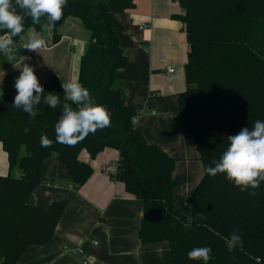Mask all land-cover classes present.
<instances>
[{"label":"trees","instance_id":"1","mask_svg":"<svg viewBox=\"0 0 264 264\" xmlns=\"http://www.w3.org/2000/svg\"><path fill=\"white\" fill-rule=\"evenodd\" d=\"M179 1L184 12L172 16L184 22L190 50L186 88L178 94L176 111L183 131L193 136L204 165L202 179L186 198L193 208L191 228L184 227L189 215L175 204L176 159L146 139L133 120L141 110L122 101L123 83L117 72L128 66L129 54L121 45L113 13L134 7L135 1L68 0L61 20L53 27L51 43L61 40L57 28L69 16L80 18L90 31L79 82L96 103L107 107L111 127L69 147L55 141L61 106L53 109L42 101L39 114L29 123V115L12 106L14 95H0V141L8 153L10 170H20L18 176L0 174V264H19L30 245H43L54 237L64 201L54 200L48 206L28 202L42 181L45 159L57 151L72 177V186L79 189L94 172L80 153L87 149L95 157L106 147L120 151L113 177L144 203L139 236L146 243L169 241L172 264H204L187 256L193 248L203 246L212 249L208 264H264V183L250 196L229 182L226 174L213 177L205 172L227 149V136L244 127L251 129L257 120L264 121V0ZM46 22L47 17L40 24L26 18L21 35L30 27L42 32ZM11 39L17 49L20 36ZM39 82L45 95L54 92L63 104V81L58 75ZM44 134L53 141L52 147H41ZM198 212L206 219L197 216ZM236 230L243 239V251L229 253L223 238Z\"/></svg>","mask_w":264,"mask_h":264},{"label":"crops","instance_id":"2","mask_svg":"<svg viewBox=\"0 0 264 264\" xmlns=\"http://www.w3.org/2000/svg\"><path fill=\"white\" fill-rule=\"evenodd\" d=\"M134 1V7L113 13L121 45L129 54L128 66L117 72V79L123 83L122 101L141 110L135 125L146 139L160 145L176 159L173 176L181 185L174 189L175 204L185 212L188 208L186 198L202 179L204 165L193 136L183 131L181 116L176 111L178 94L186 88L185 64L190 43L184 22L172 15L184 12V9L179 0ZM78 19L69 16L57 32L62 34V41L68 38L74 44L79 42V49H69L70 52L60 56L56 50L62 43L60 40L45 45L38 52L27 50L26 57L33 54L35 58L25 62L34 68L40 81H46L53 75H58L63 82L79 81L81 58L87 50L91 33L88 31V40H80L61 28L68 21L67 25L75 32L80 25ZM32 30L36 31L30 27L23 36L26 38ZM50 35L52 40L53 33ZM24 42L20 39L14 52L19 54ZM42 51L50 52V67L43 65L40 59ZM11 58L9 54L0 52V95L12 94L17 74L14 76L8 71ZM12 64L18 67L20 61H12ZM169 64L175 67L173 75L166 70ZM169 98L172 99L171 105L168 104ZM80 157L91 162L94 172L79 189L72 186V177L57 151L45 159L42 181L28 202L48 206L54 200H63L65 206L52 240L43 245H30L18 263L86 264L84 261L88 260L90 264H172L169 241L146 243L139 236L144 203L127 191L122 180L112 175L116 171L120 151L106 147L91 157L88 150L83 149ZM10 172L17 176L20 174L18 169L10 170L8 153L0 141V174ZM67 244L81 246L85 252L66 251L64 245Z\"/></svg>","mask_w":264,"mask_h":264},{"label":"clouds","instance_id":"3","mask_svg":"<svg viewBox=\"0 0 264 264\" xmlns=\"http://www.w3.org/2000/svg\"><path fill=\"white\" fill-rule=\"evenodd\" d=\"M68 0H0V51L8 53L10 58L14 53L12 37L20 36L22 49L38 52L46 41L40 32L29 31L27 37L24 32V21L31 18L33 24H40L42 17H47L43 25L46 31L51 32L56 22L63 16ZM18 9L23 13L21 15ZM30 57L20 56V74L15 79L14 87L17 94L14 97L13 107L22 109L29 117L31 123L38 113V106L44 104L55 109L62 107V113L55 123V141L57 143L74 147L83 141L89 134L111 127V113L106 106L96 103L89 90L78 80L71 79L62 82L64 102L61 104L59 95L47 92L39 82L35 70L24 61ZM75 105V107H73ZM25 133L29 128L25 127ZM228 147L214 166H207L205 172L209 176L226 174V179L232 182L241 192H248L250 196L256 195V190L264 183V121L257 120L253 127L242 128L237 134L229 135ZM41 147H52L53 141L46 134L41 135ZM202 219L206 217L197 213ZM192 217H188L185 228H191ZM225 247L229 253L236 250L243 251V239L238 230L224 237ZM189 260L203 261L208 264L212 258V249L209 246L195 247L187 253Z\"/></svg>","mask_w":264,"mask_h":264},{"label":"rangeland","instance_id":"4","mask_svg":"<svg viewBox=\"0 0 264 264\" xmlns=\"http://www.w3.org/2000/svg\"><path fill=\"white\" fill-rule=\"evenodd\" d=\"M78 18V17H77ZM78 20H80V25L78 26V27H76L75 28V32H74V29L73 30H71V27L69 26V25H67L68 24V21L67 22H65V24L61 27L63 30H65L66 32V34H70L71 36H73V37H77L78 39H80V40H82V39H85V40H88L89 39V32H88V30L85 28V26H84V24H83V22H82V20L81 19H78ZM136 26H138V24H136ZM68 29V30H67ZM54 28L52 29V31H51V33H54ZM139 31V30H138ZM41 35H42V37L45 39V41H46V46L47 45H50V44H52L51 43V35H50V32L49 31H46L45 29L41 32ZM129 36H130V33H129ZM63 40V39H62ZM61 40V41H62ZM90 40V39H89ZM75 45V46H74ZM79 46H80V44H79V42H76L75 44L72 42V41H70V39H68V38H66L64 41H62V43H61V45L56 49L57 50V52L59 53V55L61 56V55H63L65 52H70L69 51V49L70 50H73V51H75L76 50V48H78L79 49ZM87 46H88V44H87ZM75 49V50H74ZM82 49L83 48H81V51H82ZM42 52H44V53H42L41 55H40V59L43 61V65H45V66H48V67H50V59H51V56H50V52H48L47 53V51H42ZM8 54V53H7ZM26 54H27V50H25V49H22V46L19 48V54H17L16 52H14L13 54H12V58L9 60V73L10 74H12V75H16L17 77L19 76L18 75V71H19V67L21 66V65H19L18 64V67H13V64H12V61L13 62H16V61H20V56H26ZM28 57H30V58H32V59H34L35 58V56L33 55V54H31V55H29ZM24 63H29V62H25L24 61ZM16 77V78H17ZM17 94V90L15 89V87H14V85L12 86V95H16ZM168 101H169V105H171L170 104V102H172V99H168ZM181 185V183H180V181H179V183H178V185H177V187H179ZM184 201V200H183ZM185 202V201H184ZM187 202V201H186ZM181 203H182V200H181V202L180 201H178V206H180L181 205ZM188 203V202H187ZM186 206H188V208H185V212L189 215V216H193V208H192V205L190 204V203H188V205H186Z\"/></svg>","mask_w":264,"mask_h":264},{"label":"built area","instance_id":"5","mask_svg":"<svg viewBox=\"0 0 264 264\" xmlns=\"http://www.w3.org/2000/svg\"><path fill=\"white\" fill-rule=\"evenodd\" d=\"M141 28H143V25L141 26ZM12 47L14 48L13 45H12ZM166 70H167V72H168L169 75H173L174 72H175V67H174L172 64H169V65L167 66ZM0 85H1V82H0ZM137 116H138V115H137ZM137 116L134 117V119H133L134 122L136 121ZM115 173H116V171H114V172L112 173V175L115 176ZM94 242L97 243V240H94ZM64 249H65L66 251L75 249L78 253H84V252H85V249H84L83 247H81V246H78V247H72V246H70V245H68V244H67V245H64ZM84 262H85L86 264H90V262H89L88 260H85Z\"/></svg>","mask_w":264,"mask_h":264},{"label":"water","instance_id":"6","mask_svg":"<svg viewBox=\"0 0 264 264\" xmlns=\"http://www.w3.org/2000/svg\"><path fill=\"white\" fill-rule=\"evenodd\" d=\"M18 12H19L21 15H23V13H22L20 10H18Z\"/></svg>","mask_w":264,"mask_h":264}]
</instances>
